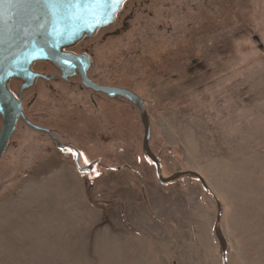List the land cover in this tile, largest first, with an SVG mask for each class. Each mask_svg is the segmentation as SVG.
<instances>
[{
    "label": "rangeland",
    "instance_id": "rangeland-1",
    "mask_svg": "<svg viewBox=\"0 0 264 264\" xmlns=\"http://www.w3.org/2000/svg\"><path fill=\"white\" fill-rule=\"evenodd\" d=\"M68 49L92 80L143 99L162 175L195 171L207 189L158 181L125 98L38 77L22 109L71 146L17 122L0 159V264H222V250L264 264V0H125Z\"/></svg>",
    "mask_w": 264,
    "mask_h": 264
},
{
    "label": "water",
    "instance_id": "water-1",
    "mask_svg": "<svg viewBox=\"0 0 264 264\" xmlns=\"http://www.w3.org/2000/svg\"><path fill=\"white\" fill-rule=\"evenodd\" d=\"M124 1L0 0V159L19 119L28 127L57 139L49 129L31 122L22 109L21 92L24 89L31 87L38 77L44 80L55 78L54 74L45 75L31 69L34 62L48 61L59 71L61 78L67 80L70 76H79L86 89L109 97L121 96L138 109L144 129L142 151L154 164L160 183L167 184L181 176L191 175L207 189L206 182L195 171L183 170L163 176L160 161L149 145L151 126L143 99L131 89L95 82L88 76L91 64L89 56L64 50L85 37H91L97 29L111 24ZM11 79L22 82L17 94L7 87ZM75 152L77 170L90 169L92 165H80L77 150ZM225 254L222 250V264H226Z\"/></svg>",
    "mask_w": 264,
    "mask_h": 264
},
{
    "label": "flooded vegetation",
    "instance_id": "flooded-vegetation-1",
    "mask_svg": "<svg viewBox=\"0 0 264 264\" xmlns=\"http://www.w3.org/2000/svg\"><path fill=\"white\" fill-rule=\"evenodd\" d=\"M64 50H66V51H71V52H74V51H72L71 49H64ZM75 53V52H74ZM76 54H78V53H76ZM80 54V53H79ZM40 62H42V61H38V62H34L33 64H35V63H38V64H41ZM32 64V65H33ZM33 71H35V72H39V71H36V70H34L33 68H31ZM39 73H41V72H39ZM52 74H54L55 75V78H57L58 77V79H60V80H62V81H65V83H68V84H71L72 83V78H73V76H70V77H68V79L67 80H65V79H63V78H61V76H60V73H59V71L57 70V71H54ZM51 75V74H50ZM60 77V78H59ZM54 78V79H55ZM12 81L15 83V85H16V87H15V89H13V90H11L10 89V87H9V85H11V83H12ZM46 81H48V80H46ZM22 85V82L20 81V80H18V79H16V80H13V79H11V80H9L8 81V83H7V87H8V89L13 93V94H17V93H19V88H20V86ZM25 90V89H24ZM24 90L21 92V93H24ZM92 92H94V93H96L95 91H93V90H91L90 91V93H92ZM52 133V132H51ZM47 134V133H46ZM48 135V134H47ZM50 137V136H49ZM51 138V137H50ZM57 138V137H56ZM52 139V138H51ZM53 140V139H52ZM53 141H55V143L58 145V146H60V147H63V146H67V147H70L71 145L70 144H66V143H64V142H61L59 139H56V140H53ZM74 150V152H75V150H77V149H73ZM77 152H78V150H77ZM75 154L77 155V153L75 152ZM78 158H79V152H78Z\"/></svg>",
    "mask_w": 264,
    "mask_h": 264
},
{
    "label": "crops",
    "instance_id": "crops-1",
    "mask_svg": "<svg viewBox=\"0 0 264 264\" xmlns=\"http://www.w3.org/2000/svg\"><path fill=\"white\" fill-rule=\"evenodd\" d=\"M61 86L64 87V85L62 83H60V82L54 84V88H57L56 91H58V92H55V93H71V91H68L66 89H62ZM43 88H45V87H43ZM42 91H45V92H41V93H49L50 92V91L48 92L47 90H42ZM79 93H83V92L79 91Z\"/></svg>",
    "mask_w": 264,
    "mask_h": 264
},
{
    "label": "snow or ice",
    "instance_id": "snow-or-ice-1",
    "mask_svg": "<svg viewBox=\"0 0 264 264\" xmlns=\"http://www.w3.org/2000/svg\"><path fill=\"white\" fill-rule=\"evenodd\" d=\"M66 151H68V152H72V149H67ZM73 154H74V153H73ZM85 163H88V161L86 160ZM97 175H98V173H97Z\"/></svg>",
    "mask_w": 264,
    "mask_h": 264
},
{
    "label": "trees",
    "instance_id": "trees-1",
    "mask_svg": "<svg viewBox=\"0 0 264 264\" xmlns=\"http://www.w3.org/2000/svg\"><path fill=\"white\" fill-rule=\"evenodd\" d=\"M65 49H68V48H65ZM13 136V135H12ZM10 140H11V138H10ZM10 140H9V142H10ZM53 140H56V139H53ZM9 142H8V144H9Z\"/></svg>",
    "mask_w": 264,
    "mask_h": 264
}]
</instances>
